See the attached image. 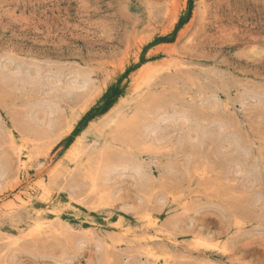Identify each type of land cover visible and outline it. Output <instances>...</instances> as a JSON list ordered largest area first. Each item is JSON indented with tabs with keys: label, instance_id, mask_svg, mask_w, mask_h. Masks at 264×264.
I'll use <instances>...</instances> for the list:
<instances>
[{
	"label": "rangeland",
	"instance_id": "rangeland-1",
	"mask_svg": "<svg viewBox=\"0 0 264 264\" xmlns=\"http://www.w3.org/2000/svg\"><path fill=\"white\" fill-rule=\"evenodd\" d=\"M0 264H264V0H0Z\"/></svg>",
	"mask_w": 264,
	"mask_h": 264
},
{
	"label": "trees",
	"instance_id": "trees-1",
	"mask_svg": "<svg viewBox=\"0 0 264 264\" xmlns=\"http://www.w3.org/2000/svg\"><path fill=\"white\" fill-rule=\"evenodd\" d=\"M117 96H118V94L115 93V94H112V95L106 97V99H108V105L109 106L113 104V102L115 101V98Z\"/></svg>",
	"mask_w": 264,
	"mask_h": 264
},
{
	"label": "bare ground",
	"instance_id": "bare-ground-1",
	"mask_svg": "<svg viewBox=\"0 0 264 264\" xmlns=\"http://www.w3.org/2000/svg\"><path fill=\"white\" fill-rule=\"evenodd\" d=\"M75 80H76V79H75ZM77 80H78V78H77ZM77 80H76V81H77ZM74 87H75V86H74ZM84 87H85V86H84ZM81 88H82V87H81ZM77 89H78V88H77ZM165 113H166V112H165ZM181 114H183V112H182ZM181 114H180V116H181ZM184 114H185V113H184ZM174 115H175V114H174ZM185 115H187V114H185ZM185 115H184V116H185ZM180 116H179V119L181 118ZM188 116H189V115H188ZM182 117H183V116H182ZM185 117H186V116H185ZM185 117H184V118H185ZM169 118H170V117H169ZM156 119H157V118H156ZM164 121H165V120H164ZM164 121H163V122H164ZM177 121H179V120L177 119ZM155 127H156V126H155ZM154 130H155V129H154ZM157 130H158V128H157ZM155 131H156V130H155ZM152 135H153V134H152ZM162 139H163V138H162ZM113 173H114V172H113ZM110 175H111V174H110Z\"/></svg>",
	"mask_w": 264,
	"mask_h": 264
}]
</instances>
